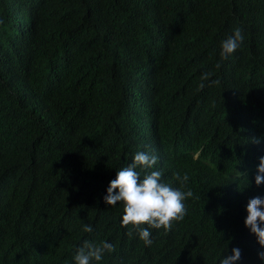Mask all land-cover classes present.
I'll use <instances>...</instances> for the list:
<instances>
[{
  "label": "trees",
  "instance_id": "16d2710c",
  "mask_svg": "<svg viewBox=\"0 0 264 264\" xmlns=\"http://www.w3.org/2000/svg\"><path fill=\"white\" fill-rule=\"evenodd\" d=\"M139 151L158 157L140 179L193 193L150 246L104 202ZM261 157L264 0H0V264H74L85 240L114 245L99 264H220L237 247L262 264L244 224Z\"/></svg>",
  "mask_w": 264,
  "mask_h": 264
},
{
  "label": "clouds",
  "instance_id": "9594fccd",
  "mask_svg": "<svg viewBox=\"0 0 264 264\" xmlns=\"http://www.w3.org/2000/svg\"><path fill=\"white\" fill-rule=\"evenodd\" d=\"M244 40L242 30L236 28L234 35L221 44L220 56L227 59L241 45ZM209 74L202 75V80H208ZM203 83L200 87H203ZM259 143V140L256 141ZM158 157L151 152L139 151L134 155L133 162L127 167L117 171L116 178L110 181L107 194L104 197L106 205L114 206L118 202L123 204L122 227L131 229L128 235L131 237L135 230L139 239L145 246L152 244L150 229L163 228L166 232L172 228L174 222L182 221L186 214L185 200L193 196L189 190L184 192L179 188H174L169 183L162 180L161 171H151L140 179V173L136 169H152L157 164ZM173 178L184 184L188 180L185 174L182 178L179 173H175ZM256 186L264 184V157L260 158L255 176ZM247 216L244 221L248 228L256 237V242L260 246L258 258L264 264V198L254 197L247 204ZM83 231L91 233L93 228L85 225ZM115 251L113 244L101 241L99 244L85 240L74 256V264H99L104 254ZM241 250L232 249V254L221 259L220 264H237L241 259Z\"/></svg>",
  "mask_w": 264,
  "mask_h": 264
}]
</instances>
